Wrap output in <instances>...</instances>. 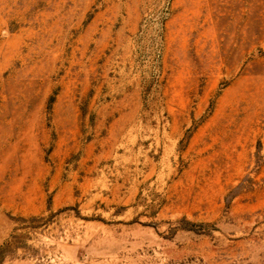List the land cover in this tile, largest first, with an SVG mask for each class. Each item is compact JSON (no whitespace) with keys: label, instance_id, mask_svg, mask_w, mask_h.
<instances>
[{"label":"rangeland","instance_id":"obj_1","mask_svg":"<svg viewBox=\"0 0 264 264\" xmlns=\"http://www.w3.org/2000/svg\"><path fill=\"white\" fill-rule=\"evenodd\" d=\"M0 264H264V0H0Z\"/></svg>","mask_w":264,"mask_h":264}]
</instances>
